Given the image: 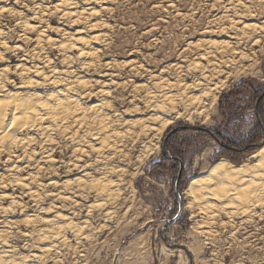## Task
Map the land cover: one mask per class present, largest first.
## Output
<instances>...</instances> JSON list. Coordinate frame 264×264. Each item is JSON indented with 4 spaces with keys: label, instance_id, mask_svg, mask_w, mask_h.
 <instances>
[{
    "label": "rangeland",
    "instance_id": "1",
    "mask_svg": "<svg viewBox=\"0 0 264 264\" xmlns=\"http://www.w3.org/2000/svg\"><path fill=\"white\" fill-rule=\"evenodd\" d=\"M229 3L0 0V85L22 97L35 93L32 109L45 106L36 112L42 124L21 119L0 143V249H12L23 264H264L263 185L245 203L241 195L212 199L209 214L183 194L191 178L225 153L235 164H252L249 174L261 162L249 157L264 144V0H253L255 15L245 23L255 36L240 48L203 32L225 22ZM208 39L233 41L246 55L229 77H220L226 86L216 91L217 79L195 87L187 71L177 81L175 71H161L194 61L196 49L187 45ZM163 78L171 84L148 107L144 88ZM64 97L72 102L61 111L54 99ZM112 112L119 116L112 127L120 131L108 136L115 143L110 150H99L92 133L98 116ZM189 125L215 131L232 149L197 129L166 137ZM164 151L179 153L181 163ZM56 214L65 242L45 251L48 239L37 231Z\"/></svg>",
    "mask_w": 264,
    "mask_h": 264
},
{
    "label": "bare ground",
    "instance_id": "2",
    "mask_svg": "<svg viewBox=\"0 0 264 264\" xmlns=\"http://www.w3.org/2000/svg\"><path fill=\"white\" fill-rule=\"evenodd\" d=\"M252 2L253 0H230L228 9L226 11L227 13L223 15L224 16L223 20L225 22L223 24L221 23L222 25H219V26L218 25L208 26L204 29L203 32H205V35L207 33L208 36L210 35V36L217 37L219 35H222V36L224 35L225 37H229L234 40V45L235 44L238 45L237 48H240L239 44L240 45L248 44L249 41L253 39V38L252 39L250 38L252 37V35H254V32L253 31L250 32L251 28L248 27V25L245 23V19L255 15L253 10L251 9ZM230 44L228 43V40L227 41L221 40L220 42H215L214 39H208L206 42L205 41L197 42L195 45L188 44L187 46L189 48L192 47L196 49V52L194 51L195 52L194 61L192 62L188 61L187 64L186 63L184 64V62H174L168 67L164 66L165 70L161 69V71L162 72H165L168 70L175 71L177 73L176 74L177 78L174 79V81H177V79L183 76V74H185L184 72L187 71L194 77L193 84L195 87H197V85L200 86L204 84H210V83L212 84L218 79L220 81L219 85L216 83V86H215V90L217 91V89L219 90L221 89L222 86H226L227 84L226 81L223 79H220V77H222L223 75L224 77L226 76L229 77V75H231V72L235 68L240 66L246 57L244 52H241L237 48L232 47L233 45L230 46ZM56 71L51 70L50 73L52 74V77L53 76L56 77V75H58ZM0 72L2 73V71ZM0 75L2 76V74ZM0 79H2V77H0ZM150 84L151 85L150 86L148 85V88L147 87L144 88L145 89L143 91L144 95L142 97V99H144L148 107L156 106L155 102H153V99L157 95L156 91L160 95L164 96L165 88L168 85H170L171 82L170 80L163 78L161 80H155L151 82ZM4 85H5L4 83L0 85V88H2L0 90L2 91L0 94V143L2 142V140H5V137L8 138L9 134H12V131L16 128V124L19 120L31 119L32 124H34L35 121L37 122L39 121L41 123L42 119L36 116V112L45 111V106L42 104L38 106H34L32 109V105L36 103L35 93H31L26 97H22L23 95L20 94L19 91L16 92V91H11V90H6ZM150 88H151V91H150ZM69 89L70 87H68L67 90ZM135 89H138V88H135ZM100 93H104V90H100ZM137 94L138 93L136 92V94H134L133 97L136 98L137 102H139L141 95H137ZM215 98H216V94L214 91L212 92L210 100H214ZM54 101L57 107L61 108L59 104L62 105V108L60 109L61 111H64L63 109L67 107L66 105H70L72 102L67 97L55 98ZM79 105H80L79 102L76 100V106L78 107ZM96 107L97 106L93 105L91 108L94 109ZM109 115L106 113H101L98 116L97 123L99 124V130L97 132L92 133V139L99 143V150L103 149L104 147L108 148L107 151L110 150V148L114 146L115 143H113L112 146L110 145V141L109 143H107L106 141L108 139V136L110 137L115 136L116 132L118 133V131H120V130L116 131L117 128L112 127L114 121H117V123L119 122L118 121L119 119H116L119 116L115 117L116 115L115 113L109 114ZM139 120H140L139 118L123 120L122 123L121 122L119 123V127L122 126V128H125V127L129 128L131 125H135L134 123L139 122ZM83 121L84 120H82V122ZM102 135L104 136L102 137ZM10 140L14 141L15 139L10 138ZM112 150L114 151L115 149L113 148ZM153 151H156V149ZM249 158L251 159L255 158L259 162L261 161L258 164V166L254 167L255 172L251 174L247 172L251 168L250 165H252L249 162H242L240 164H235L226 158H220L219 160L211 164L206 174L191 178L188 182L187 187L183 190V194L188 198L191 197L192 200H197L202 210L204 211V213L207 212L208 214H209L208 209L211 206L210 201H213L212 199L215 200V198L217 199L226 198L227 201H233L234 199H237L239 195H241L243 197L242 202L244 203L247 202V200L249 199V196L252 197V195L253 196L258 195V193L256 194L257 192L256 190H258L259 185H263L262 187H264V144L255 153L251 154ZM260 189H263V188H260ZM261 191H264V190H261ZM259 194L260 195L258 196V198L262 197L261 192H259ZM258 198L256 200H258ZM259 200L261 201V199ZM224 201H221V203H224ZM238 207H239V210L242 211L243 213L248 211V208L245 206L239 205ZM32 218H34V216H32ZM59 218L61 220V216L58 214L54 215L52 218H46L45 222L47 223L46 225L49 228H40V229L38 228L39 230L37 232H39L40 236H44V239H48V242H49L48 245L45 244V246L43 247L45 251H48L52 248L55 249L57 248L56 247L57 245H60L63 242H65V239L63 236L64 234H62V232H64L65 229L62 224H59L60 220L59 221L57 220ZM69 224L71 223L69 222ZM74 230L76 231V229ZM1 238H0V247L3 248L4 242L3 240H1ZM10 253L11 254L13 253L12 249H6V250L0 249V262H1L0 264H23V262H25L24 258L22 257H20L19 262L16 261L14 258V255L13 254L11 255ZM37 256L40 257V255H37ZM25 258L28 260H31V258L33 259V255L32 257L25 256ZM74 258H75V255H74Z\"/></svg>",
    "mask_w": 264,
    "mask_h": 264
},
{
    "label": "trees",
    "instance_id": "3",
    "mask_svg": "<svg viewBox=\"0 0 264 264\" xmlns=\"http://www.w3.org/2000/svg\"><path fill=\"white\" fill-rule=\"evenodd\" d=\"M260 116L262 117L261 118V121H263L264 120V115H261V113H260ZM198 131H200V132H202V133H205V134H209V133H207L206 131H204V130H198ZM174 135H170L167 139H168V141L173 137ZM213 137H215L216 139H217V141L219 142V144H220V146H221V148L222 149H225V150H227V149H232V147L231 146H229V145H227V144H225L224 142H222V137L220 136V135H218V134H216L215 133V131H214V136ZM246 151L248 150V148H246L245 149ZM164 153V158H166L167 160H173V159H176V157H178V156H181L179 153H175V154H172L173 155V157H170V156H167L168 154L166 153V151H164L163 152ZM223 157H225V158H227V159H229L231 162H233V163H235L236 162V160H234L231 156H229V154H224L223 155Z\"/></svg>",
    "mask_w": 264,
    "mask_h": 264
},
{
    "label": "water",
    "instance_id": "4",
    "mask_svg": "<svg viewBox=\"0 0 264 264\" xmlns=\"http://www.w3.org/2000/svg\"><path fill=\"white\" fill-rule=\"evenodd\" d=\"M186 128L197 129V130H204V131L208 132L210 135L214 136V133H213L210 129L206 128V127L189 125V126H179V127H176V128H174V129H172V130L166 135V137H167L169 134H171V133H173V132H175V131H179V130L186 129ZM263 141H264V139H263ZM177 160H178L180 163H181V161H182L179 157H177ZM180 176H181V167L179 168V171H178V178H177V181H176V187L178 186V182H179V177H180ZM177 194H178V193H177Z\"/></svg>",
    "mask_w": 264,
    "mask_h": 264
}]
</instances>
